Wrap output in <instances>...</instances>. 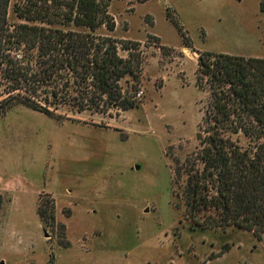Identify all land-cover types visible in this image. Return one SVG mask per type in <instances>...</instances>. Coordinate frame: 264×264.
Segmentation results:
<instances>
[{
	"label": "rangeland",
	"instance_id": "374dc122",
	"mask_svg": "<svg viewBox=\"0 0 264 264\" xmlns=\"http://www.w3.org/2000/svg\"><path fill=\"white\" fill-rule=\"evenodd\" d=\"M109 13L115 31L97 35L119 42L123 59L121 43L141 44L139 82L120 83L138 107L83 101L73 81L31 97L52 115L21 103L23 91L0 100H10L0 117V264H264L251 232L187 220L184 180L174 181L176 162L209 136L200 55L264 59V0H115ZM53 90L63 100L46 103Z\"/></svg>",
	"mask_w": 264,
	"mask_h": 264
},
{
	"label": "trees",
	"instance_id": "16d2710c",
	"mask_svg": "<svg viewBox=\"0 0 264 264\" xmlns=\"http://www.w3.org/2000/svg\"><path fill=\"white\" fill-rule=\"evenodd\" d=\"M113 1L21 0L14 8L18 22L13 23L11 0H0V100L23 91L21 103L52 115L31 97L42 84L59 87L73 81L83 101H105L123 111L138 107L136 96L120 83L126 77L139 82L141 44L121 43L129 52L123 59L119 42L97 35L116 29L109 13ZM185 47L192 49V44L186 41ZM196 85L209 89L204 119L209 136L196 157L176 162L174 181L184 180L186 218L207 228L236 227L264 244V59L202 54ZM49 99L58 103L63 95L53 90L45 102ZM9 103L0 102V117ZM239 136L249 141L247 148L234 139ZM45 213L40 215L47 224Z\"/></svg>",
	"mask_w": 264,
	"mask_h": 264
},
{
	"label": "water",
	"instance_id": "95a60500",
	"mask_svg": "<svg viewBox=\"0 0 264 264\" xmlns=\"http://www.w3.org/2000/svg\"><path fill=\"white\" fill-rule=\"evenodd\" d=\"M198 138L201 139V136L199 135ZM137 169H139V167H137Z\"/></svg>",
	"mask_w": 264,
	"mask_h": 264
}]
</instances>
